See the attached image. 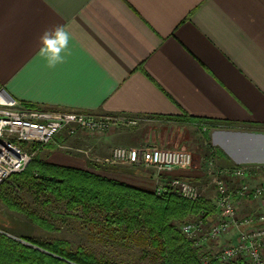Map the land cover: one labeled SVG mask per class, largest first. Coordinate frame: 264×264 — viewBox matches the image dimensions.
<instances>
[{
    "label": "crops",
    "instance_id": "crops-1",
    "mask_svg": "<svg viewBox=\"0 0 264 264\" xmlns=\"http://www.w3.org/2000/svg\"><path fill=\"white\" fill-rule=\"evenodd\" d=\"M1 89L48 109L212 118L214 150L234 164L264 163V0H0ZM137 137L116 122L58 141L105 160L114 147H137ZM50 150L40 148L44 160L155 182Z\"/></svg>",
    "mask_w": 264,
    "mask_h": 264
},
{
    "label": "trees",
    "instance_id": "trees-1",
    "mask_svg": "<svg viewBox=\"0 0 264 264\" xmlns=\"http://www.w3.org/2000/svg\"><path fill=\"white\" fill-rule=\"evenodd\" d=\"M154 117L216 127L212 118L186 113ZM4 189L27 190L38 199L62 202L68 211L81 212L84 220L105 226L110 235L123 233L129 238L138 236L155 250L158 264H204L199 249L179 225L192 216L206 220L216 212L212 200L202 195L196 200H189L174 192L157 194L147 187L36 156L23 171L12 174L1 183L0 200L49 231L57 229L54 223L7 196ZM24 239L35 246L0 232V264H117L98 257L82 246L73 249L63 239ZM208 264L245 262L211 259Z\"/></svg>",
    "mask_w": 264,
    "mask_h": 264
},
{
    "label": "rangeland",
    "instance_id": "rangeland-1",
    "mask_svg": "<svg viewBox=\"0 0 264 264\" xmlns=\"http://www.w3.org/2000/svg\"><path fill=\"white\" fill-rule=\"evenodd\" d=\"M136 120L137 124L135 126H127L128 128L137 130V143H139L137 146L155 145L163 148L184 149L191 153V166L189 168L177 170L188 171V173L190 172L189 174L194 175L195 180L190 181L196 184L199 188L200 194L208 199H211L214 205L216 204L217 184L214 179L213 171L224 172V170L234 166L245 165L234 164L233 161H229L223 152L213 149L209 134L211 127L207 124L201 125L192 122L168 120L154 116H145ZM80 131L88 132L84 129L77 130L75 133H70L68 129L62 130L54 141L44 145L49 146V148L52 149L45 152H50V155L74 154L75 157L84 158L89 163H106L114 165L115 168L131 170L135 174H146L154 179L155 184L153 183L152 186L150 184L145 185L139 181L140 179H135L133 182L143 186H149V188L153 191L156 190L157 186H160L164 182H168V180L181 178L176 177L172 172H158L154 168H144L127 163H110L107 162L106 159L101 160L100 158L94 157L89 150L79 149L78 151H72V149H70L66 144L59 143V136H73ZM213 152L215 154H213ZM44 155L45 153L40 152L36 154V156L41 159H44ZM257 169V167L249 168V174L246 175L245 178L235 177L232 176V174H226L225 172L221 178L227 183L233 193L239 190L244 181L252 189L256 185L264 183V175ZM4 193L25 207L46 217L57 227V229L53 231L41 228L33 223L24 213L11 209L0 200V232L21 241L24 244L35 246L31 242L24 239V237H30L43 241L63 239L68 241L73 249L82 246L87 251L96 254L98 257H104L106 260L117 264H158L159 262V258L155 250L142 238L138 236L129 238L123 233H112L113 235H110L108 233L109 230L105 226L84 220L81 212L74 213L68 211L62 202H56L54 200L45 201L43 198L38 199L33 193L27 190L4 189ZM263 204L264 198L240 199L236 201L238 216L241 218L249 213L256 214L263 210ZM249 207L254 208V211L249 212ZM219 218L220 215L216 209V212L212 216L203 220V233H206L209 226L218 221ZM198 219L200 218L192 216L186 221H195ZM182 224H179L181 229ZM237 234L238 229L233 228L230 232L224 234L217 240L205 241L203 246H200L199 248V254L220 252L226 244L236 241ZM237 261L241 262L242 260L238 259L232 262Z\"/></svg>",
    "mask_w": 264,
    "mask_h": 264
},
{
    "label": "built area",
    "instance_id": "built-area-1",
    "mask_svg": "<svg viewBox=\"0 0 264 264\" xmlns=\"http://www.w3.org/2000/svg\"><path fill=\"white\" fill-rule=\"evenodd\" d=\"M116 122L137 124V120L121 119L110 115H95L88 112L48 109L31 106L14 98L5 89L0 90V184L12 174L23 171L39 152V146L54 141L58 134L68 129L70 133L84 129L90 133L103 132ZM110 163H127L158 172H172L189 168L192 155L184 149L159 146H117L111 151ZM249 165V166H248ZM254 165V166H253ZM257 167L264 175V163L245 164L224 170L226 174L245 178L249 168ZM255 169V168H254ZM222 171H213L217 184L216 209L220 218L202 231L203 220H188L182 224V232L194 241L198 249L207 240H217L233 228L238 229L236 241L226 244L218 253L200 254L202 262L211 259L232 262L241 259L246 264H264V208L260 212L238 216L236 201L244 198H264V183L251 187L244 181L233 193L222 180ZM157 194L174 192L186 199L196 200L199 188L187 179H172L156 187Z\"/></svg>",
    "mask_w": 264,
    "mask_h": 264
},
{
    "label": "clouds",
    "instance_id": "clouds-1",
    "mask_svg": "<svg viewBox=\"0 0 264 264\" xmlns=\"http://www.w3.org/2000/svg\"><path fill=\"white\" fill-rule=\"evenodd\" d=\"M66 35V34H65Z\"/></svg>",
    "mask_w": 264,
    "mask_h": 264
}]
</instances>
